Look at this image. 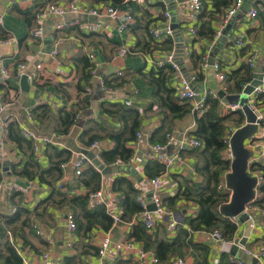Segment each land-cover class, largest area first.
I'll return each mask as SVG.
<instances>
[{"label": "crops", "instance_id": "1", "mask_svg": "<svg viewBox=\"0 0 264 264\" xmlns=\"http://www.w3.org/2000/svg\"><path fill=\"white\" fill-rule=\"evenodd\" d=\"M69 1L70 0H0V17L2 19L0 25L7 32L8 36L13 38V41L0 46V58L3 59L6 67L11 70L12 74L16 64L21 61L28 64V71L36 70L35 67L39 66L42 68H50L52 64H54L53 59L49 55V51H42L46 42L45 38L49 37L52 48V36L54 35L52 33L55 31L56 25H64L62 33H60L62 34V40L58 55L61 64L59 66L61 72H51V69H49L47 73H44L42 83L37 87L27 81L28 85L26 86V90L20 85V80L11 79L10 83L13 84L15 88L10 89L8 95L4 97L5 100L12 102L8 108V113L16 114L22 118L23 107L31 106L35 108L38 105H44V107L48 109L47 116L37 119L35 117V124L31 125V128L38 135L50 136L55 135L53 126L57 109L61 107L69 108L73 105L78 109L77 114H79V116L82 115V110H86L87 119L85 122L82 125H78V122H76L71 128L72 130L75 127H79L74 139L69 136V132L67 135H64L68 137L67 140H64L62 143L53 142V146L56 148H66L74 154L70 144L75 140L77 145L83 147L78 141V136L82 129L88 125L86 123L88 120L93 121L90 127V133L92 134L98 133L105 135L104 132L109 133L121 129L122 123L120 121H115L114 118H110L104 114L101 106L102 102L115 101L123 104L124 100L130 98L132 103L129 107L138 110L140 119L139 129L146 133V138L142 137L136 144L130 146L133 149L132 160L124 164L128 167V172L120 173L131 180L134 187L138 190V195H141L150 205L151 189L147 181L148 176L145 174V166L150 161H156L161 164L155 158V151L153 149L155 143L150 141V136L154 130L160 126L162 113L158 110L157 101L153 96V88L142 80L137 72L140 69L144 71L149 70L158 60L164 59L166 52L171 50L174 52L176 49L174 34L171 36L174 40V48L163 50L156 47L155 43L158 42L163 44V41L167 37L155 38L150 32L152 28L159 26L160 23L158 18L165 19L164 12L165 10L169 11L166 3L167 1L163 0L151 4L132 2L133 22L121 33L118 32L117 29V25L120 22L119 18H109L105 14L96 16L82 13L75 14L68 11L62 15L47 16L43 22L42 38H34L31 31L36 26V21L32 18L31 23L28 24L24 12L29 11L33 14L47 5L66 6ZM79 1L81 5L99 7V9H103V5L105 4L113 5L112 1L97 3L91 2L90 0ZM251 7H255L259 12L263 11L264 13V0H252L250 8ZM212 11L213 0H202V9L198 19H208L209 15H212ZM215 15L216 18L213 19L212 25L216 32L218 29H221V17H219V13ZM184 21L185 18L181 17L178 26L181 33L177 36L181 39L180 41L183 48H190L191 51L194 49L196 52L203 50L204 56L208 59V63L214 46L221 39V47L217 54L214 55V59H220L226 69H235L239 67L243 61L245 62L246 57L253 53L256 55L255 66H262L264 62V31L257 29L259 25L258 13L255 18L249 19L247 13H243L242 10H240L229 19L224 27H222L220 36L215 39L213 37L210 42L192 35L189 32L188 21ZM147 29L149 34L147 33ZM248 30H251V32H248ZM241 32H245L250 40L245 45L238 47L233 44V40ZM121 46H125L128 49V54L124 58L116 56V50ZM87 50H92L97 61L101 63L97 71L98 77L111 78L120 70L122 74L125 75V78L129 79V82L118 87L117 91L113 94H109L101 90L97 80L98 77L95 79L91 77L88 79H81L82 77H80V75H82L83 69L82 63L78 62V59L87 58ZM182 57V62L187 71L189 73L196 72L192 68L190 56L184 58V49ZM199 68L203 72L204 77L203 80L195 81V86L198 88L199 92H203V90L217 92L218 89H222L215 75V71L210 65L207 68H203L199 65ZM174 84L178 85L175 73ZM85 88H89V91H86V93L80 91V89L85 91ZM262 99L264 100V95ZM263 100L259 108L260 111L264 113ZM220 103V113L222 115L228 114L229 111L226 105L221 101ZM229 124L233 123L230 122L227 126ZM195 128V115L193 111H190L182 118L175 119L172 122L169 132L174 133L178 139L183 133L192 135ZM99 142L101 143L102 149H110L113 147V141L106 136L101 137ZM5 143L7 152L6 157L9 158L10 162L6 170L2 171V175L6 179L16 180L18 183L23 184L29 179L12 174L10 164L18 160L23 162L25 156L23 154H18L15 146L11 149L12 146L8 142ZM47 147V145L42 146V154L38 160L41 167L44 168L48 166V157L46 155ZM190 150L192 149L178 151L176 144H169L166 147L165 153L171 158L172 163L166 168L161 164L163 169L159 171V173L164 172V174L160 180L159 192L162 202L168 212L163 220L157 222L155 229L153 231H147L148 233H157L159 237H163V235L173 237L180 225L183 227L188 226L185 222L187 217L196 215L197 207L190 201L179 199L175 202L173 208L168 207L163 201V198L178 194V183L182 179H199L194 171L196 156L193 154V151ZM256 154H259L258 149L253 150L252 155L254 156ZM116 174L118 173H110L106 176L102 175V189L109 197L116 193L112 190V182ZM60 178H63L64 181V189L62 191H67L68 195L85 193V189L82 186H76L74 184L75 175L70 169L61 170ZM30 180H32L36 186L29 188L23 193L19 192V195H22L21 200L19 199V195L12 197L13 190L0 193V264H5L1 254L4 244L7 241L6 230L10 229L3 224L2 215H12L14 209L16 210L18 206L32 210L40 200L45 199L53 190L50 185L39 183L36 179ZM67 186L71 187V189L68 190ZM46 207V212L43 215H30V225H18L16 232L10 229L11 233L14 232L12 235L14 234L16 237L15 243L19 247L21 257L25 264H40L42 261V252L45 251L49 252L50 258L58 262V264H109L111 261H114L116 264H140V253L137 251L133 252L128 258H122L121 256L113 258L100 257L96 253L95 240L106 232L110 233L113 240L122 241L133 239L136 246L139 249L142 248L141 241L136 240L134 236H132L133 227L136 225L134 218L128 222L122 221L121 223L113 224L106 231L98 226L94 227L87 235H84L82 230L76 226V230L73 234L68 236L65 227V214L66 211L71 210L69 206L62 205L54 207L47 205ZM249 211L251 212L253 227L246 245L244 247H238L236 255L234 256L241 260L242 263L264 264V254L257 253L260 247H264V244L255 241L257 238H261L264 235L262 211L259 207L254 205L250 206ZM72 213L74 214L73 211ZM168 217L169 219L175 218L177 220L175 231H168L166 227L167 220H169ZM23 218L24 216H22L21 220ZM231 218L238 225L235 236L239 239L243 233V224L236 217ZM17 221L20 220L17 219L16 222ZM34 223L44 226V228L50 232L53 240L52 244L47 243L42 236L35 234L33 228ZM192 240L195 243L203 242L209 245V261L211 264H217L220 253L224 251L230 253V249L233 246L225 247V245L214 238H210L206 233L201 231L194 232L192 234ZM67 241H70V245H67ZM225 248L228 251H226ZM150 252L151 251H147V258L149 259L145 264H160L159 262H152L150 259ZM229 255L232 254L230 253ZM174 258L170 264L174 263ZM185 258L189 259L192 264V258L190 256ZM188 264H190V262Z\"/></svg>", "mask_w": 264, "mask_h": 264}, {"label": "trees", "instance_id": "2", "mask_svg": "<svg viewBox=\"0 0 264 264\" xmlns=\"http://www.w3.org/2000/svg\"><path fill=\"white\" fill-rule=\"evenodd\" d=\"M90 1L94 3L112 1L114 6H123V0ZM231 2L232 0H213L212 15H209L206 20L199 19V22L194 27L196 33L195 37L210 42L216 33L212 25L213 19L216 18L215 14L219 13V17H222L224 10L230 6ZM35 13L31 14L29 11L24 12L28 24L31 23L32 18L35 19ZM158 19L160 24L164 23L166 20V18ZM258 19L259 25L257 29L264 31L263 11H258ZM248 32H251V30H248ZM8 37L7 32L0 25V40ZM156 43V47L163 50L174 48V40L171 37L165 38L163 44ZM203 56V50L196 52L192 49L190 52L192 68L196 71L194 73L195 81H200L204 78L203 72L199 68L200 60ZM85 58L78 59V62L82 63L83 69L82 75H80V77H82L81 79H88L90 77L88 73L90 70V63L87 58ZM217 61L225 72V84L223 87L227 92L239 93L243 86L252 79L253 68H250L246 62L243 61V63L235 69H226L220 59H217ZM174 72L175 69L172 65L164 62L160 66L155 64L147 71L140 69L137 74L153 88V96L157 101L158 110L162 113L160 126L157 127L150 136L151 142L165 143L166 134L171 129L172 122L175 119L182 118L190 111L194 112L196 128L192 135L201 141L202 146L192 148L190 151H193V154L196 156L194 171L199 179H182L178 183V194L163 198V201L170 208H173L175 202L179 199L190 201L197 207L196 215L187 217L185 222L188 226L183 227L180 225L173 237L165 235L159 237L157 233H148L140 220L136 217L139 215L142 208L136 200L138 190L134 187L131 180L121 173L116 174L112 182V190L120 197L119 205L122 210L121 220L128 222L133 218L136 219V225L133 227L132 236H134L136 240L141 241L143 250L153 252L160 264H170L174 257L185 258L187 256L192 258V264H211L209 261V245L203 242L195 243L192 240V234L198 231L213 232L217 230L226 240H232L235 236L238 227L237 223L232 220L231 217L225 216L220 212V206L229 200V192L219 189L218 184L221 182L223 174L230 170V160L223 157V152L227 146L224 141L227 137V124L231 122L237 126L240 125L244 121V114L241 109H235L228 114L222 115L220 113V100L218 98H212L211 96L207 97L205 100V109L202 113L194 111L190 103L178 99L176 95V85L174 84ZM105 79L106 84L113 88H118L129 82V79L125 78L123 74H114L113 77ZM10 81L11 80L0 82V90L4 92V97L8 95L10 89L15 88ZM80 91L86 93V88L85 91L83 89H80ZM263 95L264 93H261L257 96L260 104H262ZM101 106L106 116L114 118L115 121L118 120L122 123L121 129L109 133L104 132L105 135L98 133L92 134L90 133V127L93 121L88 120L86 122L88 125L80 132L78 141L82 146L88 147L93 140H99L101 137L106 136L113 141V147L101 150L99 157L102 162L106 165H112L116 161L127 163L132 158L133 149L130 146L135 143V133L140 127L138 110L115 101L102 102ZM31 112L33 118L35 119L36 117L37 119L39 117H46L48 109L45 108L44 105H38L32 108ZM77 113L78 109L73 105L69 108L61 107L57 109L53 126L54 134L57 136L67 135L76 122ZM262 124L264 125V119ZM4 140L12 146L11 149L15 146L18 154H23L25 156L23 162H20V160L11 162V173L28 179H36L39 183L50 185L53 189L52 192L45 199L40 200L32 210L18 206L16 210L14 209L12 215H2V222L7 228L16 232L18 225H30V215H43L46 212L47 205L54 207L68 205L74 212L77 227L82 230L84 235H87L94 227L98 226L106 231L114 224L113 219L105 210V207H88V195L100 188L102 180L101 173L93 164H88L75 176L74 184L76 186H82L85 189V193L68 195L67 191L57 189L55 183L61 176V170L59 168L60 162L68 160L72 154L69 149H58L53 146V143H48L46 150L48 166L44 168L41 167V164L36 160L33 154L32 141L21 136L19 126L12 119L6 121ZM2 162L3 161L0 160V179L2 178ZM162 169L163 166L161 164L156 161H150L145 166V174L148 177H153L157 175L159 171H162ZM250 169L259 172L261 176L262 181L259 186L260 197L254 201L253 204L261 209L264 225V162H252L250 164ZM70 189L71 187H68V190ZM17 195H19V192L13 191L12 197ZM19 199H22V195H19ZM22 216H24V218L21 220ZM17 219L20 221L16 222ZM10 229L8 230L10 231ZM13 238L14 240L16 238L14 234ZM255 241L264 244V235L261 238H257ZM229 254L230 253L225 251L221 252L217 264H236L230 260ZM1 256L5 264H24L21 255L8 240L4 244Z\"/></svg>", "mask_w": 264, "mask_h": 264}, {"label": "built area", "instance_id": "3", "mask_svg": "<svg viewBox=\"0 0 264 264\" xmlns=\"http://www.w3.org/2000/svg\"><path fill=\"white\" fill-rule=\"evenodd\" d=\"M163 1V0H123V6H114L110 4L103 5V9H99V7H91L88 5H81L79 0H70L66 6L61 5H47L45 7H42L35 13V21L36 26L32 29L31 34L34 38H42L43 35V22L44 19H46L49 15H62L66 12H72L75 14H85V15H107L109 18H119L120 22L117 25L118 32H123L128 25H130L133 22V7L132 2H144L146 4H151L154 2ZM175 4L177 6V12L181 17L185 18L184 22L189 23V32L192 35H195V28L194 26L199 21L198 16L202 9V0H174ZM244 0H232L230 6L224 10V14L221 17L220 24L221 29H218L216 33L214 34V39L218 38L220 36V31L222 30V27H224L229 19L235 15L237 12H239L243 6ZM258 10L255 7L249 8L247 11V17L249 19H253L257 16ZM164 16L166 20L164 23L159 24V26L154 27L150 30L151 34L155 38H162V37H171L173 35V29L170 27V13L169 11L165 10ZM2 22V19L0 17V24ZM187 24V23H186ZM64 28V25H56V29L54 31V34L52 36V48L49 51V55L53 59L52 66L50 68H42L41 66L35 67L36 70L28 71V64L26 62H18L16 64L15 70L13 74L11 73V70L6 67L3 59L0 58V82H6L11 79L20 80V78L24 75H27L28 81L33 86L37 87L39 84L42 83L43 75L44 73H47L49 69H51V72H61V69L59 68L60 60L58 59L59 51H60V43H61V36L62 30ZM249 38L247 37L245 32H241L234 40L233 44L235 46H243L246 43L249 42ZM10 41H13V38L8 37L6 39L0 40V46L6 45ZM184 49V58H187L190 56L191 49L190 48H183ZM128 54V49L125 46H121L116 50V56L124 58ZM87 59L90 63L89 67V75L91 78H96L97 71L100 67V62L97 61L96 56L92 50L86 51ZM164 62H167L172 65V67L175 69V77L178 80V85H176V95L179 100L188 102L191 104L192 109L194 111H197L198 113H202L205 109L204 102L207 99V97L212 98H218L216 92L211 90H203V92H199L198 90H194L192 87L190 81H195V75L194 73H189V80L186 79L180 69V66L174 61V52L168 51L166 52L164 59H160L156 62V65L160 66ZM246 64L250 68L255 67L256 62V55L250 54L245 59ZM211 66L214 71L217 79L220 82V85L222 86V89H224L223 85L225 84V72L222 70L220 63L217 60H214L213 64L208 63V59L206 56H203L200 60V66L203 68H207L208 66ZM262 72L264 74V62L262 64ZM117 75H121L122 72L118 70L116 72ZM98 83L101 88V90L105 93L113 94L115 91H117V88L110 87L106 84L105 77L102 76L98 77ZM264 75L262 78V84L258 85L253 92L248 97V104L250 105V108L255 112L257 119L259 120V123H257V131L251 135L245 142V147L250 149L253 153L254 149H258L259 154L257 155H251V157L248 160V166H247V172L250 176L256 177V183L254 186V197L246 204L245 206V212L248 214L249 218H251V212L249 211V208L251 205L256 206L254 201H256L260 197L259 192V186L261 184V176L259 172L253 171L250 169V164L252 162H258L263 161L264 159V125L262 124V121L264 119V113L260 111L259 108V101L257 99L258 94L264 93ZM86 91H89V88H86ZM219 99V98H218ZM132 103L131 99L128 98L123 101L124 105L130 106ZM12 104V102L5 100L4 98V92L0 90V160H4L6 157V147H5V125L7 120H14L17 125L19 126L20 134L23 138L31 140L33 143L32 151L36 158V160H39L42 154V146L47 145L48 143H53V137L56 135H50V136H41L35 133V131L31 128V125L35 124V119L32 116V107L31 106H25L23 107V117L20 118L16 114H9L8 108ZM227 107V110L229 112L234 111L235 109H240V106L238 105H230L224 103ZM245 122L241 123L240 125L235 124H229L227 126L226 132L227 137L224 140L226 143V149L223 152V157L226 159H229L230 162L233 159V155L231 154L230 150V144H229V138L231 134L234 132V130L240 126H242ZM136 140L135 143H137L138 140H140L142 137L146 136V133L142 130H137L135 133ZM146 138V137H145ZM169 144H176L178 151H183L187 149H192L195 147H201V141L196 138L193 135H188L186 133H183L180 135V137L177 139L176 135L174 133L168 132L166 134V141L165 143H155L153 146V149L155 151V158L164 166V168L168 167L172 163L171 158L165 153V149ZM84 147V146H83ZM86 149L92 151L95 153V155L100 159L99 153L102 150L101 143L99 140H93L88 147H85ZM72 153V152H71ZM101 160V159H100ZM132 160V158L129 160V162ZM102 161V160H101ZM127 162V163H129ZM88 164H92L91 161L81 153L71 154L70 158L68 160L62 161L59 164L60 170H66L70 169L71 172L76 176L78 173L82 171L84 167H86ZM126 163L121 161H116L112 165H124ZM97 169V168H96ZM3 171V170H2ZM225 172L222 176L221 182L218 184V188L228 191L229 192V198L231 194V190L226 187L225 184V178L226 174L229 172ZM163 173H159L153 177H148L147 181L150 185V191H151V200L150 205L153 206L152 209L149 208V203L145 201V199L138 195L136 197V200L140 204L142 210L139 213L137 219L140 220L141 224L143 225L144 229L146 231H153L156 227V224L158 221H161L166 216L168 210L164 206L161 196H160V180ZM36 186L32 180H27L25 183H18L16 180H10L3 177L0 179V193L4 191H17V192H25L29 188ZM57 189L63 190L64 189V181L63 178H60L56 182ZM113 196L109 197L106 193L103 192L102 185L100 188L92 193H90L87 197V204L90 208H95L98 206L105 207V210L108 212V214L113 219L114 224L121 223V207L119 205L120 197L119 195L112 194ZM169 219V217H168ZM134 220H136L134 218ZM166 227L168 231H175L177 220L175 218H170L167 220ZM76 221L74 218V214L71 210L66 211L65 214V227L66 231L68 232V236H71L73 232L76 230ZM252 227H253V221H252ZM33 228L36 235L42 236V238L49 244H52L53 240L51 237L50 232L44 228V226H41L37 223L33 224ZM206 233L210 238H214L225 247L231 246L234 244H237V237L234 236L232 240H226L222 237L219 231L214 230L213 232H204ZM6 238L10 242V244L15 248V250L20 254L19 247L16 245L15 240L13 238V235L11 231L6 230ZM67 245H70V241L66 242ZM95 245L97 249V254L100 257H116L121 256L122 258H128L133 252L137 251L140 253V264H145V262L149 259L147 258V251L143 250L142 248H138L135 244V241L133 239H126L122 241L113 240L110 233L106 232L100 235L95 240ZM226 249V248H225ZM226 251H228L226 249ZM151 253L150 259L153 263H157L158 259L155 256L153 252ZM258 254H264V247H260L257 251ZM21 255V254H20ZM230 260L232 262H235L236 264H242V261L237 259L234 255H230ZM24 262V261H23ZM191 261L186 258L182 257H176L173 264H188ZM25 264V263H24ZM40 264H58L55 260L50 258L49 252L45 251L42 252V261ZM109 264H116L114 261H111Z\"/></svg>", "mask_w": 264, "mask_h": 264}, {"label": "water", "instance_id": "4", "mask_svg": "<svg viewBox=\"0 0 264 264\" xmlns=\"http://www.w3.org/2000/svg\"><path fill=\"white\" fill-rule=\"evenodd\" d=\"M168 10L170 13V27L173 29V34L176 40V49L174 50V61L180 66V69L186 79L189 80V72L184 66L183 60V45L181 43V39L177 36L180 35L181 31L178 28L180 24V16L176 9V4L174 0H166ZM245 5L241 8L243 13H247L248 9L252 4V0H244ZM222 40L220 39L216 45L214 46L210 58L209 64H213L214 55L217 54L219 48L221 47ZM51 44L50 41H46L44 48L42 51L48 52L50 51ZM262 67L255 66L253 68L252 79L246 83L242 90L239 93H227L224 89H218L216 94L222 103L230 104V105H238L242 113L244 114L245 123L236 128L234 132L231 134L229 138L230 150L233 155V159L230 163V171L226 174L225 184L226 187L231 190L230 198L228 202L222 204L220 206V212L228 217H236L243 224V233L242 236L238 239L237 244H234L230 253L232 255H236V250L238 247H244L247 243L248 237L252 230V219L249 218L248 214L245 212L246 204L254 197V186L256 183V177L250 176L247 172L248 160L252 155V151L245 147L246 140L253 135L257 131V123L259 120L255 112L250 108L248 104V97L253 92V90L262 84L263 72ZM27 75H24L20 78V85L26 90ZM194 90H198L195 86V81H190ZM25 86V87H24ZM79 125H82L80 123ZM79 127L73 128L69 136L71 138H75L77 135ZM53 137V142L62 143L64 140H67L68 137H59L61 140L55 141ZM75 145V140L73 142ZM71 148L73 144H70ZM76 153L84 154L91 163L97 168V170L101 173V175H108L110 173H120V172H128V167L125 165H106L104 164L94 152L86 149L85 147H81L77 145V148H74ZM9 158L6 157L3 162L2 170H6L9 164ZM149 208L152 209L153 206L149 205Z\"/></svg>", "mask_w": 264, "mask_h": 264}, {"label": "rangeland", "instance_id": "5", "mask_svg": "<svg viewBox=\"0 0 264 264\" xmlns=\"http://www.w3.org/2000/svg\"><path fill=\"white\" fill-rule=\"evenodd\" d=\"M46 40L45 41H48L49 40V37H47V38H45ZM81 114L82 115H80L79 116V114L77 115V118H76V122H78L77 124L79 125L80 123H84L85 122V120L87 119V111L86 110H82L81 111ZM75 122V123H76ZM243 122H245V118H244V121ZM60 137H65V136H60ZM59 140H61L59 137H57V138H55V141H59ZM71 144H73L72 145V149H73V151L75 150L74 148H77V145H75L74 143H72L71 142ZM74 152H76V151H74Z\"/></svg>", "mask_w": 264, "mask_h": 264}]
</instances>
